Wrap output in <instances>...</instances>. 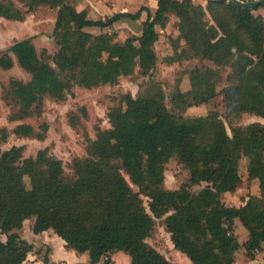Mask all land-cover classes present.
I'll return each mask as SVG.
<instances>
[{"label":"trees","instance_id":"16d2710c","mask_svg":"<svg viewBox=\"0 0 264 264\" xmlns=\"http://www.w3.org/2000/svg\"><path fill=\"white\" fill-rule=\"evenodd\" d=\"M26 1L31 9L44 1L58 8L53 33L62 42L63 51L55 63L63 76L39 59L32 37L11 44L8 51L31 74L26 82H10L24 113L41 103L46 94L63 97L71 81L85 87L116 83L120 76L134 71L136 60L143 73L153 69L157 58L156 26L165 27L173 15L185 25L184 37L195 52L211 59L219 58L217 46L230 55L236 52L239 77L228 89V110L237 111L239 107L264 118V22L262 16L252 12L255 8L231 0H207L208 10L214 13L228 9L234 23L232 29L226 28L228 24L214 13L216 24L223 30V35L216 38L215 28L212 34L205 28L203 7L194 2L184 5L181 0H156L154 12L143 5L135 12L120 11L92 19L71 0ZM261 7L264 9V4ZM13 11L7 3H0V15H20ZM142 12L146 17L140 35L123 43L113 41L105 32L92 34L84 30V40L74 38L85 27L111 28L121 19H139ZM135 40L137 46L133 44ZM4 57H0V64L8 67L12 59ZM67 71L69 75L65 74ZM201 81L200 76H192L189 91L201 87ZM239 90L245 94L246 103L250 100L251 107L237 106L232 101V94ZM189 91H179L185 102L189 101ZM197 94L191 96L188 107L210 99L209 93ZM109 117L111 129L93 141L92 157L74 162L75 176L71 178L64 177L60 161L46 155L47 149L19 164V147L0 150V231L6 235L5 241H0V264H25L32 245L21 237L20 229L31 216H35L34 233L51 228L67 247L76 252L87 251L88 264H111L110 255L116 251L128 254L130 264H175L146 242L154 219L146 212L140 194L150 198L154 217L173 211L165 217L166 229L174 247L185 253L192 264H232L240 246L249 258L262 251L264 260V125L253 122L244 130L232 128L229 136L216 112L192 118L175 114L166 108L161 92L129 99L124 110H114ZM31 131L29 125L14 130L20 134ZM172 156L189 169L191 183L206 181L208 186L197 193H190L184 186L163 189L162 166ZM242 156L248 177L258 182L259 194L249 196L240 206H230L224 203L222 194L237 189ZM120 169L126 171L138 191L131 188ZM25 175L30 179L28 188L23 183ZM236 219L247 232L242 244L235 233ZM44 262L48 264L47 258Z\"/></svg>","mask_w":264,"mask_h":264},{"label":"rangeland","instance_id":"374dc122","mask_svg":"<svg viewBox=\"0 0 264 264\" xmlns=\"http://www.w3.org/2000/svg\"><path fill=\"white\" fill-rule=\"evenodd\" d=\"M192 1L203 7L202 17L205 28L209 29L208 33L212 34V28H215L216 38L223 35V30L214 20V13L215 17L217 15L223 23L228 24L226 28H233V19L228 9H217L212 13L206 7L207 0H182V3L185 5ZM69 2L78 10L85 11L86 16L92 19L105 18L120 11L135 12L143 5L148 6L151 12L156 9V0H71ZM0 3H7L14 11L20 12V15H15L16 17L11 14L0 15V57L8 56L12 59L8 67L0 64V150L19 147L21 157L18 164L26 158H34L39 151L47 149L46 155L60 161L64 177H74V162L92 157L93 141L103 132L111 129L110 112L124 110L129 99L157 95L160 92L166 108L175 114L192 118L216 112L218 120L223 123L229 136H232V128L244 130L246 125L253 122L264 125V118L256 114L241 110L239 107H236L237 111L228 110V89L237 83L239 77L240 65L235 61L236 52L230 55L222 46H217L215 49L218 59L207 58L195 52L184 37L185 25L179 23L178 18L173 15L169 16L165 27L156 26L158 39L154 43V50L157 58L153 69L143 73L139 60H136L134 71L129 75L120 76L116 83H100L85 87L71 81V87L63 97L57 98L46 94L41 103L32 105L24 113L23 106L11 91L10 82H26L30 80L31 74L18 64L15 55L8 51V47L20 39L32 37L39 59L55 68L59 76H63L55 63L56 57L63 51L62 42L58 40L57 34L53 33L58 8L50 5L49 1L40 2L32 9L26 0H0ZM252 12L262 16L264 22V9L261 6L253 9ZM145 17L146 13L142 12L139 19H121L111 28L85 27L82 32L76 33L74 38L84 40L85 31L92 34L105 32L111 35L113 41L123 43L127 38H136L140 35ZM137 43V40L133 42L135 46ZM223 46L228 47L225 44ZM105 58L106 53H103L102 59ZM65 74L69 75V71ZM192 76L195 78L200 76L202 80L201 87L197 89L196 86L194 89L197 90L194 92L189 91L192 88ZM257 83L260 84L259 81H255V84ZM179 91L182 93L189 91L188 102H185ZM200 91L205 96L209 93L210 99L200 105L188 107L191 96H198L197 93ZM232 95V101L237 106L251 107L250 100L246 103V96L241 90ZM20 125H29L32 131L28 134L15 133V128ZM211 134L214 135L215 131L212 130ZM116 165L119 167L118 162ZM120 171L131 188L138 191V187L133 185L126 171L123 169ZM162 171V188L165 190H176L184 186L190 193H197L209 184L206 181L191 183L189 169L176 156L166 160ZM238 172L241 181L237 189L232 193L222 194L225 204L236 207L242 205L249 196L259 194L257 180L247 175L244 156L239 159ZM23 183L26 188L30 187L28 175L23 177ZM140 198L146 212L154 219L153 231L146 242L171 263L192 264L185 253L174 247L171 233L166 229L165 217L173 211L169 210L162 216L154 217L149 208L150 198L144 194H140ZM24 221L25 231L29 236L32 230L30 225L34 224L35 216ZM234 228L242 243L246 238V230L237 219ZM5 239L6 235L0 231V241ZM238 250L236 264H240L246 256L242 246Z\"/></svg>","mask_w":264,"mask_h":264},{"label":"crops","instance_id":"0c3cea01","mask_svg":"<svg viewBox=\"0 0 264 264\" xmlns=\"http://www.w3.org/2000/svg\"><path fill=\"white\" fill-rule=\"evenodd\" d=\"M156 7H157V2H156ZM30 226L32 227V223ZM25 230L26 229H25V221H24L20 229V235L22 238H24L28 243L32 245V249L26 254V258L24 260L25 264H46L44 262V258H47L48 264H88L89 263V253L87 251L76 252L74 249L67 247L65 245V241L57 234H55L51 228L47 230H43L38 233H34L31 230L29 236L27 235ZM246 238H247V232H246ZM239 243L242 244L240 241ZM238 251L239 250L235 252V259L232 264H236L237 262L236 257L238 255L237 254ZM242 255H244L243 252ZM110 258L112 264H130L131 262L129 255L123 251H116L112 253L110 255ZM244 258L245 259H243V261L240 264H264L262 251H256V253L252 258L246 256ZM96 264H101V261L97 262Z\"/></svg>","mask_w":264,"mask_h":264},{"label":"water","instance_id":"95a60500","mask_svg":"<svg viewBox=\"0 0 264 264\" xmlns=\"http://www.w3.org/2000/svg\"><path fill=\"white\" fill-rule=\"evenodd\" d=\"M232 2L247 8H257L264 4V0H231Z\"/></svg>","mask_w":264,"mask_h":264}]
</instances>
